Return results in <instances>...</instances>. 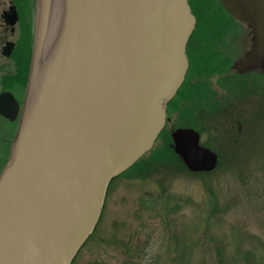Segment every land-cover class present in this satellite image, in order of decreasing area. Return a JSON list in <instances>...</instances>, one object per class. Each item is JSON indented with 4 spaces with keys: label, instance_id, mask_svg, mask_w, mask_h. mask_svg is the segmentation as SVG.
I'll return each mask as SVG.
<instances>
[{
    "label": "water",
    "instance_id": "95a60500",
    "mask_svg": "<svg viewBox=\"0 0 264 264\" xmlns=\"http://www.w3.org/2000/svg\"><path fill=\"white\" fill-rule=\"evenodd\" d=\"M251 34L239 72L264 73V0H219ZM38 0L21 110L0 96L18 126L0 173V264H71L99 222L111 181L154 148L166 106L188 69L196 27L188 0ZM191 173L217 155L192 128L171 133Z\"/></svg>",
    "mask_w": 264,
    "mask_h": 264
},
{
    "label": "rangeland",
    "instance_id": "374dc122",
    "mask_svg": "<svg viewBox=\"0 0 264 264\" xmlns=\"http://www.w3.org/2000/svg\"><path fill=\"white\" fill-rule=\"evenodd\" d=\"M194 5L202 18L196 54L231 40L240 53L243 41L230 38L225 27L242 24L227 17L229 24L218 0ZM216 56L205 58L212 70L219 66ZM222 92L217 106L211 99L193 102L170 116L200 133V144L218 157L216 169L191 173L174 151L180 161L148 155L112 182L94 236L73 264H264V123L247 116L263 104L264 79L223 76ZM252 97H259L254 105ZM168 146L173 150L172 139ZM158 149L164 150L162 139Z\"/></svg>",
    "mask_w": 264,
    "mask_h": 264
},
{
    "label": "flooded vegetation",
    "instance_id": "af4514ba",
    "mask_svg": "<svg viewBox=\"0 0 264 264\" xmlns=\"http://www.w3.org/2000/svg\"><path fill=\"white\" fill-rule=\"evenodd\" d=\"M218 3H220L219 0ZM221 7V10L224 12L222 14L226 20L228 21V18H230L232 22L238 24L222 5ZM37 8L38 0H0V96H10L16 102L19 111L22 107L29 75ZM192 10L191 7V11ZM228 22L230 24V21ZM225 28L226 30L229 29L228 33L230 38L238 40L239 37L240 40L243 41L240 53H237L235 42L231 40L230 44L228 43L221 47L219 44H214L212 48H208V50L206 49L209 51L207 54H196L198 51L196 45L201 44L202 42L200 41L199 43L198 40L200 38H197V30H199L200 27H195L186 48L188 69L181 86L183 88L180 87V91L178 90L176 96L166 106L167 122L165 127H167V125L172 127L170 135L178 128L193 129L191 125L178 126L176 124L178 122L176 121L175 123V121L170 118L173 113L176 114L183 108L188 109L193 102H195L194 104H197V102H206L209 99H211L208 101L209 105L210 103H214L216 106L219 105L223 96V76L233 79L243 76L258 75L264 79V73L260 70L239 72L236 68V65L239 64L251 48V34L247 26L242 24L240 27L229 28L226 26ZM222 32L223 31H221V33ZM196 38L197 41L195 42ZM206 55L211 56V59L217 55L216 61L219 66L214 67V70L210 69V67L208 68L205 64V60H209L210 57L205 59L207 58ZM219 74L221 75L217 79L218 81H213V78H216ZM211 81H213V86L211 85ZM258 98L259 97H252L250 101L252 105L256 103ZM262 101L263 104L261 107L257 106L261 105L260 102H258L254 105L256 109L249 111L247 114L248 120L251 119V123L253 124L259 123L260 121L264 123V100ZM8 106V104H4V106H0V110H6V107L9 109ZM17 126L18 118L11 120L0 115V134H2L1 143L4 145V150L0 151V173L9 160L11 143ZM239 127L241 130L242 125L240 124ZM7 132L11 137L9 140H6L7 135L5 134Z\"/></svg>",
    "mask_w": 264,
    "mask_h": 264
},
{
    "label": "trees",
    "instance_id": "16d2710c",
    "mask_svg": "<svg viewBox=\"0 0 264 264\" xmlns=\"http://www.w3.org/2000/svg\"><path fill=\"white\" fill-rule=\"evenodd\" d=\"M188 2H189V5L192 7V13H193V15L196 17V26H197V28H199L200 26H201V20H202V18H201V14H200V12H198L199 11V9H197L198 8V6H195L194 5V0H188ZM197 3H198V1H197ZM196 3V4H197ZM222 9V8H221ZM208 12V11H207ZM206 14H208V13H206ZM231 20V19H230ZM238 22V21H237ZM238 24H241V23H239L238 22ZM181 88H183V87H181ZM180 91V90H179ZM172 101V100H171ZM170 101V102H171ZM169 102V103H170ZM168 103V104H169ZM178 126H189V124H186V123H184V124H180V125H178ZM162 139V141H163V143H164V150L163 149H158V150H154V148L152 149V151L150 152V153H148L147 155H145L142 159H140L133 167H131L128 171H126L125 173H123L122 175H120L119 177H122V176H125V175H127L128 173H130L133 169H135L141 162H142V160L145 158V157H147L148 155H154V156H165V155H173L178 161H180L179 160V158L173 153V150L170 148V146H168V144H170L171 143V138H170V132H168L167 131V127H165L164 128V130L161 132V134L159 135V137H158V140L156 141V143L159 141V140H161ZM167 144V145H166ZM184 167V166H183ZM115 180H113V181H111V183L109 184V186H108V189H107V192H108V190L110 189V186H111V184H112V182H114ZM107 192H106V196H107ZM105 199H106V197H105ZM105 203V202H104ZM103 208H104V206H103ZM102 211H103V209H102ZM101 216H102V213H101ZM101 216H100V219H101ZM100 219H99V221H100ZM98 224H99V222H98ZM98 224H97V226H98ZM97 228V227H96ZM96 228H95V230H96ZM94 230V231H95ZM94 236V232L92 233V235L89 237V239L87 240V242L92 238ZM87 242L85 243V245L87 244ZM84 245V246H85ZM83 246V247H84ZM83 247H82V249H83ZM81 249V250H82ZM80 250V251H81ZM75 261V260H74ZM74 261L71 263V264H73L74 263Z\"/></svg>",
    "mask_w": 264,
    "mask_h": 264
},
{
    "label": "bare ground",
    "instance_id": "6f19581e",
    "mask_svg": "<svg viewBox=\"0 0 264 264\" xmlns=\"http://www.w3.org/2000/svg\"><path fill=\"white\" fill-rule=\"evenodd\" d=\"M52 9L53 10H52L51 17H50L48 37L46 40V48H45L46 53L50 49L54 41L58 26H59V11H60L59 0H54Z\"/></svg>",
    "mask_w": 264,
    "mask_h": 264
}]
</instances>
